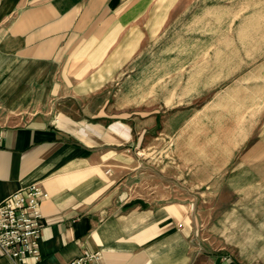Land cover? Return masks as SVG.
I'll use <instances>...</instances> for the list:
<instances>
[{"label": "crops", "instance_id": "obj_1", "mask_svg": "<svg viewBox=\"0 0 264 264\" xmlns=\"http://www.w3.org/2000/svg\"><path fill=\"white\" fill-rule=\"evenodd\" d=\"M174 3L0 0V200L34 184L47 193L40 258L27 264H68L84 250L98 252V264H264L256 247L264 242L240 231L264 228L252 224L264 211L253 209L249 183L264 180L253 153L264 150V135L252 140L254 126L235 128L233 147L246 154L229 178L227 163L215 162L211 176L204 159L202 173L189 174L174 172V157L141 155L149 139L151 149L174 147L164 134L175 122L158 125V92L147 107L137 91L144 38L158 7ZM213 177L231 187L202 189Z\"/></svg>", "mask_w": 264, "mask_h": 264}, {"label": "rangeland", "instance_id": "obj_2", "mask_svg": "<svg viewBox=\"0 0 264 264\" xmlns=\"http://www.w3.org/2000/svg\"><path fill=\"white\" fill-rule=\"evenodd\" d=\"M175 1L174 5L158 7L160 20L144 38L143 84L137 86L143 94V106L149 107L151 92H158V125L168 119L175 122L174 132L164 134L174 147L151 149L149 139L144 144L148 149L141 155L148 160L158 155L174 157V172L189 174L202 173L204 166L199 162L204 159L211 176L220 172L214 170L215 162L227 163L224 173L229 178L236 166L231 164L246 154L245 149L233 147L239 136L236 126H254L252 140L264 135V0ZM154 71L158 83L152 85ZM125 87L128 93L135 92L133 82ZM136 103L127 100V105ZM255 151L260 156L257 170L262 168L264 150ZM249 183L256 190L253 209H262L264 180ZM231 184L213 177L201 188L218 190ZM218 199L223 204L230 202L224 197H212L211 201ZM252 221L256 225L264 222V211L255 212ZM240 231L246 233L243 239L253 233L261 240L257 243L264 242V228ZM232 233L226 231L229 236ZM256 247L261 250L264 245Z\"/></svg>", "mask_w": 264, "mask_h": 264}, {"label": "built area", "instance_id": "obj_3", "mask_svg": "<svg viewBox=\"0 0 264 264\" xmlns=\"http://www.w3.org/2000/svg\"><path fill=\"white\" fill-rule=\"evenodd\" d=\"M2 135L0 134V145ZM47 193L41 185L34 184L19 189L0 200V257L16 264L38 261V241L42 229L41 204ZM99 253L84 250L68 264H98Z\"/></svg>", "mask_w": 264, "mask_h": 264}]
</instances>
